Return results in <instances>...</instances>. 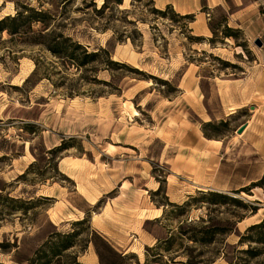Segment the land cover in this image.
Returning a JSON list of instances; mask_svg holds the SVG:
<instances>
[{
	"label": "rangeland",
	"instance_id": "1",
	"mask_svg": "<svg viewBox=\"0 0 264 264\" xmlns=\"http://www.w3.org/2000/svg\"><path fill=\"white\" fill-rule=\"evenodd\" d=\"M167 1L170 0H0V20L23 13V7L42 13L44 20L31 26L19 20L15 24L16 34L0 33V193L23 201L47 199L36 202L24 214L0 206V264H25L50 233L76 229L72 223L81 220L59 222L66 208V211L88 209L84 218L87 216L89 225L84 226L85 232L70 251L82 264H92V260L100 264L96 247L104 264L119 262L117 256L105 250L97 236L103 237L116 253L128 254L126 264H144L152 254H146V248L171 235L175 236V244L170 254H162V264H264L262 246L238 243L247 227L264 219V182L247 192H236L242 188L227 192L225 195L239 201L237 206L197 202L184 210L161 207L162 197L169 199L167 183L170 200L177 201L168 200L169 203L181 206L190 197L198 196L195 193L178 199L173 194V180H166L170 176L168 165L156 161L161 144L155 141L145 149L144 163L122 162L123 157L116 153L122 150L111 146L112 141L143 131L138 126L151 129L174 125L168 115L178 113L202 124L185 104L192 82L198 83L205 94L204 103L210 115L219 116L221 101L214 85H220L224 95L228 81L244 80L248 71L256 69L254 61L258 57L264 59L263 47L255 46L253 40L255 37L264 45V20L253 23L256 31L249 37L241 31L235 39L225 38L224 28L239 29L233 23L228 26L227 13L222 8L210 9L201 0L195 14L177 7L181 14L171 6L180 16L194 15V23L183 19L172 21L171 12L165 9L169 5H164ZM226 1L231 13L233 0ZM258 11L264 13V4ZM7 25L14 28L11 23ZM208 26L216 35L210 42L213 35ZM67 40V47L73 44L82 47L75 50L77 58L81 59L85 51L96 53V60L78 67L63 52L54 55L49 50ZM243 43L244 50L235 48ZM239 83L242 85L236 88V95L247 105L224 117L226 126L208 129L210 137H228L236 127L258 115L255 109L264 110L259 84ZM133 109L139 114L135 120ZM255 122L256 117L252 118V123ZM257 125L264 128L263 124ZM33 128L35 133L31 134ZM260 130L254 129L258 137H263ZM61 140L74 147L57 155V170L61 158L79 159L70 163L74 180L65 175V178L57 177L47 165L50 155L45 151ZM128 153L135 155L131 149ZM30 165L27 177L18 179ZM248 169L255 180L245 187L261 180L264 161L242 171L247 174ZM241 177L234 174L232 182H241ZM40 178L45 182H40ZM147 181L156 183L157 189L148 191ZM121 182L124 189L146 190L143 193L146 199L161 207L158 217L154 218L157 212L141 210L129 211L125 215L128 217H123V213L110 210L107 203L117 196ZM76 184L80 193L89 188L106 194L89 209L77 193ZM159 188L162 193L156 194ZM249 205L257 207L256 214H252ZM91 212L100 213L107 223H90ZM128 218L136 223H128ZM210 227L228 232L217 235L207 245L195 244L178 235L180 228L186 231ZM246 250L259 253L251 258V253L243 252Z\"/></svg>",
	"mask_w": 264,
	"mask_h": 264
},
{
	"label": "crops",
	"instance_id": "2",
	"mask_svg": "<svg viewBox=\"0 0 264 264\" xmlns=\"http://www.w3.org/2000/svg\"><path fill=\"white\" fill-rule=\"evenodd\" d=\"M200 1L201 0H170L164 3V5L169 4L177 13L183 14L177 10L178 7L181 10L184 9L187 14H195L198 6L200 7ZM212 1L213 4L211 3ZM205 2L210 9L215 7L222 8L227 13L228 26L231 27V23H233L234 28L242 31L245 37L253 35L254 31H256L253 28L254 22L257 20H264V13L260 14L258 11V7L264 4L261 0H233L234 10L231 13H228V3L226 0H205ZM198 17L199 15H196V18ZM262 32H264V28H262ZM253 40H255V37ZM262 47V49H264V45H262ZM235 48L239 47L235 46ZM254 62L256 63V69L248 71V73L245 74L247 77L244 78V80L228 81L230 84L227 85L226 91L223 93L224 95L221 93L220 85L217 83L214 85L215 92L221 101L222 113L219 116L212 117L210 115L204 103L205 94L201 91L198 83L195 82L190 84V97L185 99L188 110L203 123L225 122L226 120H224V117L236 114L238 110H241L247 105V102L243 103L244 99H242V97L236 95V88H240L242 85L239 81H244L245 84H255L256 86L259 84L260 94L264 95V59L258 57ZM210 79L214 80L213 78ZM132 111V116L135 120L139 114L134 109ZM255 111L258 112V115H253L252 118L254 120V117H256V122L252 123L251 118V121L245 123L246 127L240 135L236 133V130L243 124L236 127L228 137L217 139L206 138L202 132L201 124L193 123L188 117L177 113L168 115L170 120H174V125L165 124L151 129L138 126V129H142L143 131L136 133L130 138L125 135V137L118 142L112 141L113 145L118 146H111L122 150L116 152L118 156L123 157L122 162L144 163L146 162L145 159H147L146 155H143L144 151H147L145 149L153 146L155 141L159 142L161 144V150L156 161L168 165L170 176H168L166 180L169 182L172 178L173 185L175 186L172 191L173 194L175 192V196H177L178 199H186L187 196L199 191L226 194L231 190L243 188L255 180H253L254 177H251L249 174L250 169H248L246 174L242 171V168H246L247 166L251 168L254 163L264 161V128L257 125V123L264 125V110L262 107H258ZM254 129H258V131L262 129L263 137H258ZM59 144L60 143L56 142L48 148H53ZM130 149L134 151L135 155H130L128 153ZM76 160L80 161L79 159L68 157L61 158L57 164L58 170H60L59 172L74 180L70 175L72 173L70 163ZM242 173H244V175L241 177ZM234 174L241 177L239 180L241 182L237 184L232 182V176ZM150 185L153 187H149ZM185 185L187 187H185ZM182 186H184L183 189ZM146 188L148 191H155L157 186L156 183L152 184L151 181H147ZM110 190L112 189H109V191ZM168 190L169 183H167L166 196L169 198L168 200L170 202L177 203V201L170 200ZM76 191L81 195L85 205L89 209L98 202V199L103 194H106V192L93 191L89 188L85 190V193H80L78 184H76ZM143 193H146V190L140 192V190L133 187L132 189H124L123 182H121L118 186L117 196L111 199L107 205L115 214L123 213V217L129 211L137 212L139 210L143 211V213L157 212L154 218L158 217V213L161 212V207L158 208L152 202L148 201ZM105 209L106 206L102 211ZM66 210L67 208L63 210L61 213L62 215L60 214L62 219L59 222L82 220L88 209L74 208L72 210ZM91 213L89 217L90 223H107L106 219H104L100 213ZM127 222L136 223L133 218H128ZM96 263L95 260H92V264Z\"/></svg>",
	"mask_w": 264,
	"mask_h": 264
},
{
	"label": "trees",
	"instance_id": "3",
	"mask_svg": "<svg viewBox=\"0 0 264 264\" xmlns=\"http://www.w3.org/2000/svg\"><path fill=\"white\" fill-rule=\"evenodd\" d=\"M25 10L23 13L22 12H17L16 15L12 18H3L0 20V33L3 31H7L10 35L16 34L17 31V26L15 25L17 21L20 20V23H25V25L31 26L33 23H44L43 15L42 13L35 12L33 9L28 8V7H23ZM166 11L171 12V20L173 21L174 19H183L187 20L188 23L194 22V15H184L180 16L179 14H176L173 10L172 7L167 5L166 6ZM157 13H163L161 11H156ZM7 23H11L14 25V28L10 27L7 25ZM22 26V25H18ZM210 32L212 33V38L209 40V42L216 36L213 28L211 26H208ZM241 34L240 30H234L231 28H224V31L222 32L223 36L225 38H236V34ZM70 41V40H69ZM66 42H63L61 45H57L54 49H49L54 55H59L61 52L66 54L67 59H69L72 63H75L76 66L78 67H83L91 62H94L96 60V53H86L84 51L82 58L79 59L75 56V50H82V47L78 44H73L72 47L69 46L67 47ZM40 44V43H39ZM63 45V46H62ZM62 47V49H60ZM74 47V48H73ZM236 47H240L243 50L245 49V45L243 44H236ZM68 48H72L73 50L67 51ZM27 83V81L24 82V84ZM227 122H219V123H202L201 124V129L206 138H212L207 134V130L210 128L215 129L217 126H226ZM31 134L35 133L34 128L30 130ZM72 141L73 139H69ZM73 145L68 144L65 140H61L60 144L58 146L53 147L52 149L45 151V154L50 155V158L47 159V165L48 167L53 170L56 173L57 177L65 178L64 175L58 172L57 166H56V159L57 155L63 153L66 150H69L73 148ZM31 166L26 169V171L18 178L20 180H24V178L27 177V175L30 173ZM42 176L41 174H39ZM39 177V176H38ZM40 182H45L44 179L40 178ZM264 182V175L261 178V180L257 183H252L249 187H244L240 189L239 191L236 192H247L248 190H251L252 188L256 187H261V184ZM156 194L162 193V190L159 188L156 192ZM198 196L197 197H190L187 202H185L183 205L179 206L176 204L169 203L166 197L163 198V203L160 205L161 207H172L176 208L178 210H184L185 208L189 207L191 203H197L200 202L201 204H207L209 206H226V205H231V206H237L239 201L237 199L230 197L228 195L222 194V193H217V192H211V191H206V192H197L196 193ZM46 198H41L38 200L34 201H23V200H18V199H13L10 198L9 196H3L0 193V206H7V208L12 211V212H21L24 214L27 210H31L34 208L35 203L38 201H46ZM196 206V205H195ZM252 214H256L257 212V207L249 205L248 206ZM88 214V213H87ZM86 214V215H87ZM165 214V212L163 213ZM88 218H84L81 221H77L72 223V227H76V229H73L70 232L67 233H61V232H53L50 233L45 240V242L39 247L34 252V256L31 259H27L24 261L25 264H82L78 261V256L74 253H70L72 249H74L77 244H78V238L85 232L84 226L86 224L89 225L88 223ZM80 227V228H79ZM82 228V229H81ZM228 231H224L223 228H217V227H210V228H205L202 230H197L195 228H189L186 231H184L182 228L179 229L178 235L180 237H185L187 238L188 241L193 242L195 244H200V245H207L211 244L214 242L215 237L219 234H226ZM98 239L101 241L103 244L105 250L112 254L115 255L119 258V262L117 263H112V264H126L125 260L129 257V255H120L116 253L113 248L110 246V244L101 236H97ZM239 244L242 243H255L263 247L264 249V219L256 224V225H251L246 228L245 234L241 235L239 237ZM95 244V243H93ZM175 244V236H169L166 239L162 240H157L156 244L151 247V248H146V254H149L150 252L152 254H149L146 258V261L144 264H162V254H170L172 251V248L174 247ZM96 247V245H94ZM247 254L251 253V258H255L258 253L255 251H243ZM96 253L99 257L100 264H104L102 260V256L97 250L96 247ZM132 256V255H131ZM138 264V263H137ZM186 264H191V263H186Z\"/></svg>",
	"mask_w": 264,
	"mask_h": 264
},
{
	"label": "water",
	"instance_id": "4",
	"mask_svg": "<svg viewBox=\"0 0 264 264\" xmlns=\"http://www.w3.org/2000/svg\"><path fill=\"white\" fill-rule=\"evenodd\" d=\"M254 45L257 46L258 48H261L263 44H262V42H261L259 39H255V40H254ZM245 127H246V125L243 124V125H242V126L236 131V133H237L238 135H240V134L244 131Z\"/></svg>",
	"mask_w": 264,
	"mask_h": 264
},
{
	"label": "bare ground",
	"instance_id": "5",
	"mask_svg": "<svg viewBox=\"0 0 264 264\" xmlns=\"http://www.w3.org/2000/svg\"><path fill=\"white\" fill-rule=\"evenodd\" d=\"M136 114V113H135Z\"/></svg>",
	"mask_w": 264,
	"mask_h": 264
}]
</instances>
